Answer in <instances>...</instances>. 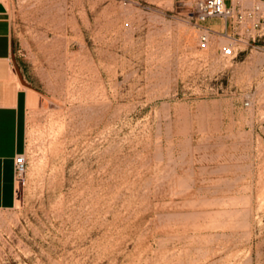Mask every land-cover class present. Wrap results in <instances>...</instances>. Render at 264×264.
Listing matches in <instances>:
<instances>
[{
    "label": "rangeland",
    "instance_id": "374dc122",
    "mask_svg": "<svg viewBox=\"0 0 264 264\" xmlns=\"http://www.w3.org/2000/svg\"><path fill=\"white\" fill-rule=\"evenodd\" d=\"M4 1L36 97L0 264H264V0Z\"/></svg>",
    "mask_w": 264,
    "mask_h": 264
},
{
    "label": "crops",
    "instance_id": "0c3cea01",
    "mask_svg": "<svg viewBox=\"0 0 264 264\" xmlns=\"http://www.w3.org/2000/svg\"><path fill=\"white\" fill-rule=\"evenodd\" d=\"M204 25L213 29V22ZM226 30V25L223 26ZM15 35L4 0H0V209L17 200L14 158L28 149V113L35 89L13 55Z\"/></svg>",
    "mask_w": 264,
    "mask_h": 264
},
{
    "label": "built area",
    "instance_id": "2783aa9c",
    "mask_svg": "<svg viewBox=\"0 0 264 264\" xmlns=\"http://www.w3.org/2000/svg\"><path fill=\"white\" fill-rule=\"evenodd\" d=\"M257 1V0H252ZM255 10H260V6L255 5ZM235 10L232 5H228L226 0H200L197 3L194 12V18L201 23L208 19L218 17L221 19H229L234 16ZM211 41V31L204 28L199 39L201 48H207ZM221 53L224 57H231L234 55V49L230 45H224L221 48ZM27 156L25 153H18L14 158V171L16 182L23 180L27 172Z\"/></svg>",
    "mask_w": 264,
    "mask_h": 264
}]
</instances>
